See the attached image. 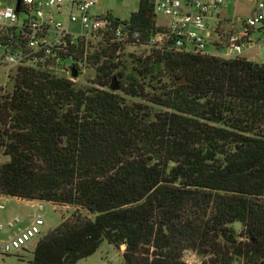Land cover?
Instances as JSON below:
<instances>
[{"label":"trees","instance_id":"trees-1","mask_svg":"<svg viewBox=\"0 0 264 264\" xmlns=\"http://www.w3.org/2000/svg\"><path fill=\"white\" fill-rule=\"evenodd\" d=\"M157 16L141 0L114 17L145 58L119 60L108 39L73 50L96 54L90 85L19 66L0 88V197L75 208L29 264H78L105 242L122 264H264V63L161 48Z\"/></svg>","mask_w":264,"mask_h":264},{"label":"built area","instance_id":"built-area-1","mask_svg":"<svg viewBox=\"0 0 264 264\" xmlns=\"http://www.w3.org/2000/svg\"><path fill=\"white\" fill-rule=\"evenodd\" d=\"M99 0H18L6 5L0 0V54L6 66L32 67L51 74L65 76L71 81L73 69L82 73L85 61H74L79 46L108 39L119 46L138 45L142 34L129 24H116L114 17L92 16ZM229 0H152L155 13L171 18L169 35L153 38L152 44L180 53L212 55L227 59L242 57L245 50L264 46V1L255 4L253 14L247 18L237 17L231 30L225 31L221 20L215 15ZM66 16L67 24L59 20ZM208 18H215L211 30ZM79 24L80 30L71 26ZM215 37V39H214ZM226 47H212L214 40ZM70 62V63H69ZM5 205L0 202V211ZM45 203L36 202L26 216L16 215L0 222V255L8 256L28 249L31 242L43 236L46 225ZM187 264H191L186 261Z\"/></svg>","mask_w":264,"mask_h":264},{"label":"rangeland","instance_id":"rangeland-1","mask_svg":"<svg viewBox=\"0 0 264 264\" xmlns=\"http://www.w3.org/2000/svg\"><path fill=\"white\" fill-rule=\"evenodd\" d=\"M6 5H13L17 0H2ZM141 0H99V4L91 11L92 16H104L107 13H111L115 18L121 21H128L131 18V15L135 13L140 4ZM264 0H229L227 1L223 8V17L234 20L237 17L247 18L250 16L251 10L254 5ZM158 25L159 26H169V22L171 18H167L163 15L158 14ZM59 20L64 24H67L68 20L66 16L59 17ZM208 24L211 27V30L215 28V22L208 21ZM73 31H79L80 25L73 24L71 26ZM225 30V28H224ZM216 45V42L212 40L210 42V51L212 47ZM216 47V46H215ZM99 52V51H98ZM247 59L259 61L260 57L264 58V46H260V49H256L255 47L249 48L246 52ZM95 53H91V58L78 57V61H85L86 68L80 74L78 73V77H73V74L67 75L68 77H73L75 83L90 85L92 81L95 79V67L93 64L96 61ZM150 55V50L138 46H124L123 50H119L116 53V57L119 56V60H124V58H128L129 60L133 58H145ZM104 58V57H103ZM1 60V54H0ZM89 60V61H88ZM70 63V62H69ZM92 65V67H90ZM15 69L9 66H6L2 62L0 63V88H3L4 91H10L9 79L7 76L11 74V70ZM121 84V83H120ZM8 158L4 157L0 152V166L5 163ZM0 202L5 205V210L0 211V222H4L8 220V218L14 217L16 215L27 216L32 210L30 209V205L22 202L16 201L15 198H4L0 199ZM46 207V225L43 228L44 233L43 236L48 232L57 228L64 219H68L71 214L75 211L74 207L64 206V207H54L51 204H45ZM240 229V226H237ZM38 242V241H37ZM37 242H31L28 245V249L18 252L13 255L1 256L0 255V264H29L32 260L33 255L32 251L37 245ZM125 247H122L120 250L115 249L113 246L108 243L102 244L100 249L85 260L80 261L78 264H122L123 262V252ZM184 260L190 262L191 264H203L204 259L199 258L193 252H186L184 255ZM207 263V261H206Z\"/></svg>","mask_w":264,"mask_h":264},{"label":"crops","instance_id":"crops-1","mask_svg":"<svg viewBox=\"0 0 264 264\" xmlns=\"http://www.w3.org/2000/svg\"><path fill=\"white\" fill-rule=\"evenodd\" d=\"M255 6V5H254ZM223 8V7H222ZM221 8V9H222ZM219 10V12L215 15V17L216 18H219L221 21H230V23H229V27L228 26H225V27H223V28H225V31H230L231 30V28H232V24H231V22L233 21V20H231V19H228V18H226V17H223V15H221V12L223 11V10ZM253 10H254V7H253V9L251 10V13H250V16L253 14ZM222 14H223V12H222ZM249 17V16H248ZM208 21H213V22H215V24H216V20H215V18H208L207 19V22ZM214 39H215V37H214ZM257 50L259 49V48H256ZM248 50V49H247ZM247 50H245L244 51V53L242 54V57H244V58H246L247 59V57H246V51ZM260 60L259 61H254V60H250V59H248V60H250V61H253V62H263L264 63V58L262 59L261 57L259 58ZM4 198H6V197H0V199H4ZM16 199V198H15ZM16 201H18V202H22V203H26V204H28V205H30V209L32 210L33 209V207H34V205H35V203L36 202H28V201H22V200H19V199H16ZM53 207H54V209H56V207L57 206H54V205H52ZM28 215V214H27ZM26 217V216H25ZM12 218V217H11ZM10 218H8V220H9ZM7 221V220H6ZM6 221H4V222H6ZM2 222V221H1ZM35 249V248H34ZM34 251V250H33Z\"/></svg>","mask_w":264,"mask_h":264},{"label":"water","instance_id":"water-1","mask_svg":"<svg viewBox=\"0 0 264 264\" xmlns=\"http://www.w3.org/2000/svg\"><path fill=\"white\" fill-rule=\"evenodd\" d=\"M20 10V0H18V4H17V11ZM73 77L77 78L78 77V71L76 69H73ZM185 78L182 81H179V84L185 83ZM111 90L116 92L120 90V85L118 83H116L114 86L111 87Z\"/></svg>","mask_w":264,"mask_h":264}]
</instances>
